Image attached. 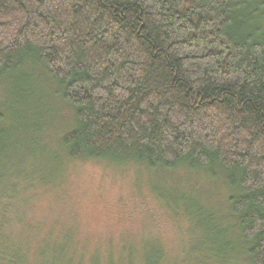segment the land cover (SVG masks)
Segmentation results:
<instances>
[{"label":"trees","instance_id":"16d2710c","mask_svg":"<svg viewBox=\"0 0 264 264\" xmlns=\"http://www.w3.org/2000/svg\"><path fill=\"white\" fill-rule=\"evenodd\" d=\"M57 105L73 121L53 153ZM80 158L203 175L181 264H264V0H0V180ZM70 242L0 232V261L177 264L150 243L85 263Z\"/></svg>","mask_w":264,"mask_h":264},{"label":"rangeland","instance_id":"374dc122","mask_svg":"<svg viewBox=\"0 0 264 264\" xmlns=\"http://www.w3.org/2000/svg\"><path fill=\"white\" fill-rule=\"evenodd\" d=\"M56 109L59 114L53 127L39 135L43 147L53 153L73 121L69 107L57 105ZM12 121L7 116L6 123ZM28 165L29 161L18 165L19 176L11 170L1 177L0 232L31 245L32 250L70 240L77 249L75 258L83 257L85 263L93 252L104 258L111 251L118 257L125 244L150 243L163 247L169 260L173 257L181 264L196 235L183 211V194L202 206L213 197L203 175L181 170L148 173L135 165L80 158L64 164L58 176L57 169L50 167L43 178H23L24 170L31 172ZM50 174L55 175L52 180Z\"/></svg>","mask_w":264,"mask_h":264}]
</instances>
